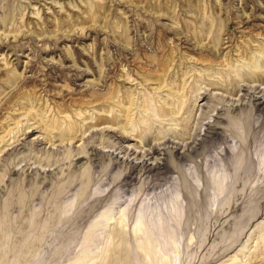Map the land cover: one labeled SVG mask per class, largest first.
I'll return each instance as SVG.
<instances>
[{"label":"rangeland","instance_id":"obj_1","mask_svg":"<svg viewBox=\"0 0 264 264\" xmlns=\"http://www.w3.org/2000/svg\"><path fill=\"white\" fill-rule=\"evenodd\" d=\"M257 99L264 0H0V264H264Z\"/></svg>","mask_w":264,"mask_h":264},{"label":"bare ground","instance_id":"obj_2","mask_svg":"<svg viewBox=\"0 0 264 264\" xmlns=\"http://www.w3.org/2000/svg\"><path fill=\"white\" fill-rule=\"evenodd\" d=\"M161 67L164 70V67H165L164 64H162ZM109 94L112 95L113 94V90H110ZM27 96H31V94H27ZM257 100L259 101L258 103H260V104H261V102H262V104L264 103V99H257ZM62 134H61V136H64V133H62Z\"/></svg>","mask_w":264,"mask_h":264}]
</instances>
